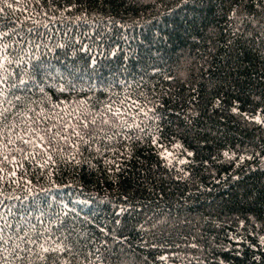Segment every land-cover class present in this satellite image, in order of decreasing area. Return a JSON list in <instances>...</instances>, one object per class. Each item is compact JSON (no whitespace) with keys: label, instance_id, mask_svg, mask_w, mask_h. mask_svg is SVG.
I'll return each mask as SVG.
<instances>
[{"label":"trees","instance_id":"1","mask_svg":"<svg viewBox=\"0 0 264 264\" xmlns=\"http://www.w3.org/2000/svg\"><path fill=\"white\" fill-rule=\"evenodd\" d=\"M0 8V262L264 264V0Z\"/></svg>","mask_w":264,"mask_h":264},{"label":"snow or ice","instance_id":"2","mask_svg":"<svg viewBox=\"0 0 264 264\" xmlns=\"http://www.w3.org/2000/svg\"><path fill=\"white\" fill-rule=\"evenodd\" d=\"M7 6H8V7H11L10 4L7 5ZM2 11H3V9L0 8V12H2ZM236 14H237V9H236V8H233V9H232V12H231V16H232V17H236ZM3 35H7V33H3ZM7 48H8V46H7V45H4V49L7 50ZM3 59H4V60H8V57H7V56H4ZM8 62L11 63V61H8ZM0 67H3V63H2V62H0ZM166 78H167V79H175V77H171V76L166 77ZM0 82H2V81H0ZM21 83H24V81H21ZM257 99H259V98L257 97ZM17 100H19V97H17ZM109 108H110V106H109ZM151 111H154V109H152ZM232 111L238 113V108L234 107V108L232 109ZM261 111H264V110H261ZM141 112H143V109H141ZM7 114H8V110H7V109H5L3 112H0V124H3V128H9V126H8L7 124H4V121L7 120ZM146 114H147V113H145V115H146ZM246 118H247V119H250L251 122H253V123H255V124H261V125H264V117H262V116L259 115V114L256 115V116L250 117V118H249V117H246ZM88 123H89V122H87V121L84 122V126H85L86 128L88 127ZM90 123H91L92 125H95V124H96V121H95V120H92ZM103 123H104V124H107L108 121L105 120V121H103ZM65 127L67 128V127H69V125H65ZM128 127H129V128H132V127L139 128V125H138V124H136V125H128ZM13 130H15L14 127H13V128H10V129H9V132H11V131H13ZM140 130H141V131H144L143 129H140ZM32 133H35L36 135H38L40 141H43V140H44V137H43L42 135H39V133L37 132L36 128H34V127L31 128L30 131H25V132H24V135H25V136H28V135H31ZM75 134H76L77 136L80 135L78 132L75 133ZM3 135H4L3 129H0V137H2ZM149 135H150V138H151L152 144L155 145L156 148H157V154H158L161 158H163V159L166 161L165 166H166V167H170V166H172V162H173V159H174V157H173V153H172V152H169L166 148H163V149H162V145L160 144V139H159L158 136H152L151 134H149ZM104 138L107 139V140H111L113 137L105 136ZM128 138H130V137H126V139H128ZM17 139H18V140H21V141H22L24 144H26V145L32 143L31 140L24 139V137L20 136L19 134L17 135ZM65 139H66V138H65ZM11 143H13V141L8 140V144H11ZM85 143L87 144L88 141H85ZM5 147H7V145H5ZM173 147L178 148V147H180V146H179V145H173ZM18 150H19V151H24L22 148H21V149H18ZM106 150H108V149H106ZM97 151H99V149H97ZM188 155H192V154H191V153H188ZM224 156H225L226 158H228V159H234V158H235L234 154H233L232 156H230L228 152H225V153H224ZM25 158L27 159V156H26ZM244 158H245V157H240V159H244ZM249 158H250V157H249ZM6 162H8V157H7V156H4V157H3V160H0V172H3V167H2V165H3L4 163H6ZM179 163H180V164H184V163H187V161H186V160H180ZM117 171H119V168H117ZM10 175L15 176L16 173H15V172H12V173H10ZM122 211H123V209H122ZM117 223H119V221H117ZM0 231H2V230H0ZM64 239H67V237H64ZM260 239H261V243H264V237H260ZM41 248H42V251H43L44 253H52V254H56V253L71 252V248L65 246L64 243H63V240H61L59 243H57L55 247H51V248H49V247H44L43 245H41ZM41 258H42V259H51L52 264H62V262L59 260V257H58V256H54V257H41ZM162 259H163V257H162ZM0 264H7L6 259H5V261L0 262Z\"/></svg>","mask_w":264,"mask_h":264}]
</instances>
